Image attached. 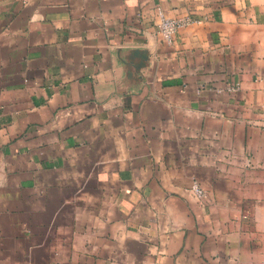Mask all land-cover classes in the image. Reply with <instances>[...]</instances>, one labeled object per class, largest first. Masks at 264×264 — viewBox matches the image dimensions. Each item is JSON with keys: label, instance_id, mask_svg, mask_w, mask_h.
<instances>
[{"label": "crops", "instance_id": "crops-1", "mask_svg": "<svg viewBox=\"0 0 264 264\" xmlns=\"http://www.w3.org/2000/svg\"><path fill=\"white\" fill-rule=\"evenodd\" d=\"M0 264H264V0H0Z\"/></svg>", "mask_w": 264, "mask_h": 264}, {"label": "built area", "instance_id": "built-area-1", "mask_svg": "<svg viewBox=\"0 0 264 264\" xmlns=\"http://www.w3.org/2000/svg\"><path fill=\"white\" fill-rule=\"evenodd\" d=\"M159 32L164 41L167 43H172L174 41V37L179 29L188 26L194 20L190 17L184 18H171L163 13L162 10L159 9ZM197 197L203 199L206 195L204 189L197 183L194 182L190 189Z\"/></svg>", "mask_w": 264, "mask_h": 264}]
</instances>
